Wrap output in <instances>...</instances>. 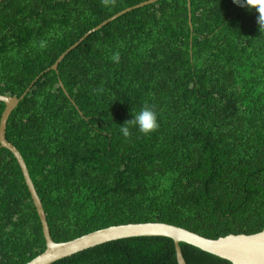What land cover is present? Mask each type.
Returning a JSON list of instances; mask_svg holds the SVG:
<instances>
[{
    "label": "trees",
    "instance_id": "1",
    "mask_svg": "<svg viewBox=\"0 0 264 264\" xmlns=\"http://www.w3.org/2000/svg\"><path fill=\"white\" fill-rule=\"evenodd\" d=\"M3 0L0 95L21 97L6 137L53 240L161 222L210 239L264 230V31L233 0ZM45 41L46 47L40 48ZM119 52L120 61L110 59ZM62 81L68 97L59 84ZM145 105L159 128L128 124ZM5 104L0 102V120ZM187 264H232L180 243ZM13 153L0 148V264L43 253ZM53 264H178L168 237L105 243Z\"/></svg>",
    "mask_w": 264,
    "mask_h": 264
},
{
    "label": "water",
    "instance_id": "2",
    "mask_svg": "<svg viewBox=\"0 0 264 264\" xmlns=\"http://www.w3.org/2000/svg\"><path fill=\"white\" fill-rule=\"evenodd\" d=\"M2 1L3 0H0V3ZM157 1L159 0H149L143 2L132 8L125 9L120 13L114 15L110 19L104 21L103 23L89 31L83 38L79 40V42H77L66 52H64L49 70L58 71V66L60 62H62V60L65 58V56L70 51L79 46V44L82 43L85 38L92 33L102 29L108 23L116 20L117 18L130 12L131 10L144 7ZM188 6L190 10V26H192L190 0ZM59 84L63 88L65 94L70 97L61 80H59ZM26 94L27 92L24 93L21 97L0 95V102L5 104V109L0 120V148L10 150L17 159L18 164L22 170L26 185L34 202L35 208L39 215L43 228V235L46 240L45 251L32 259L27 264H53L58 260L70 257L87 249L105 243L136 237H168L173 239L175 242L178 264H187L180 243H186L195 246L205 252L216 255L222 259L229 260L230 262H232V264H264V230L251 235L230 234L218 239H210L172 224L148 222L112 226L92 232L68 242H55L51 236L43 202L39 197L33 180L31 179L27 164L20 151L16 148V146L9 142L6 137L9 118Z\"/></svg>",
    "mask_w": 264,
    "mask_h": 264
},
{
    "label": "clouds",
    "instance_id": "3",
    "mask_svg": "<svg viewBox=\"0 0 264 264\" xmlns=\"http://www.w3.org/2000/svg\"><path fill=\"white\" fill-rule=\"evenodd\" d=\"M104 2L107 3V0H104ZM233 3L241 7L255 9L259 13L257 23L260 26V30L264 31V0H233ZM39 46L40 48L46 47V42L41 41ZM110 59L114 63H119V52H114ZM128 124L134 125L145 135L151 134L159 128L157 113L148 105H145L131 120L122 124L120 132L125 137L130 135Z\"/></svg>",
    "mask_w": 264,
    "mask_h": 264
}]
</instances>
